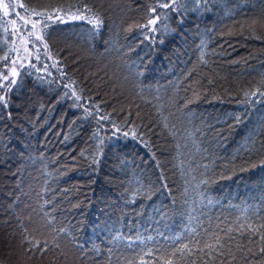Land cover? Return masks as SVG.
I'll list each match as a JSON object with an SVG mask.
<instances>
[{"label": "trees", "instance_id": "1", "mask_svg": "<svg viewBox=\"0 0 264 264\" xmlns=\"http://www.w3.org/2000/svg\"><path fill=\"white\" fill-rule=\"evenodd\" d=\"M17 1L43 39L4 86L0 11V264H264V0Z\"/></svg>", "mask_w": 264, "mask_h": 264}, {"label": "rangeland", "instance_id": "2", "mask_svg": "<svg viewBox=\"0 0 264 264\" xmlns=\"http://www.w3.org/2000/svg\"><path fill=\"white\" fill-rule=\"evenodd\" d=\"M3 4H8L10 6L8 10L9 14L7 16L4 15V11L2 7H0V11L4 15L6 24L14 36L11 59L9 61V64L7 65V67L4 68L3 73H2L3 85L7 86L8 84L12 83V81L15 80L20 69L24 65L28 64L30 60H32V58L35 56L31 43L29 42V39H28L27 29H31V21L38 20V19L33 17L32 15L26 14L23 11H21L19 8L20 4L17 0H0V5H3ZM25 19L29 20V23L27 25H24ZM57 19L58 20H71L73 18L70 16H57ZM13 20L16 21L15 24L12 23ZM250 22L252 23L253 21H250ZM152 26L153 24L149 25L150 28ZM40 30H41V22L37 25V28L34 30L35 35H40ZM35 35L32 37L35 38ZM29 227H32V226H26V229ZM16 238L11 239V241H9L10 243L9 247H11V249L12 248L15 249L16 252H20V253L23 252V249H24V253H26L25 248L22 247L21 245L19 247L18 246L15 247V244L17 242ZM75 252H76L75 257L78 259V261L79 259H81L82 261L83 259L87 258V256L83 255L80 252L79 248H77ZM23 257L25 258H21V259L18 258V260L14 261V263H11L5 260L3 261H5L8 264H29L28 262L34 261L33 259L31 260L30 257L27 258V255L23 254ZM49 257L51 256L49 255ZM75 257H72V255H69L67 258L75 260ZM31 264H36V263H31ZM86 264H90V263L87 261Z\"/></svg>", "mask_w": 264, "mask_h": 264}, {"label": "snow or ice", "instance_id": "3", "mask_svg": "<svg viewBox=\"0 0 264 264\" xmlns=\"http://www.w3.org/2000/svg\"><path fill=\"white\" fill-rule=\"evenodd\" d=\"M173 3H175V0H173ZM162 7H169L170 5L165 2L164 4L161 5ZM0 7L3 8V11H4V15L7 16L9 14V5L8 4H3V5H0ZM20 7H24L23 4L20 5ZM153 12H155V9H152ZM34 16H37V17H44L45 16V13L44 12H37L35 10H33V13H32ZM47 18L51 19L52 17L49 15ZM159 17H154V18H150L149 19V23L150 24H155L156 23V20L158 19ZM13 24L16 23L15 20L12 21ZM29 23V20L25 19L24 20V25H27ZM40 23L39 20H34V21H31V29H27V34L29 36H34L35 35V29L37 28V25ZM154 30V29H153ZM35 39L36 40H42V36L40 35H35ZM44 47L47 48V44L45 43L44 44ZM12 83H15V81H12ZM75 94V93H73ZM247 95V94H246ZM261 95H264V92L261 93ZM77 99H79V97H77ZM104 119H107V117H104ZM229 231H231V229H229ZM262 239H264V237H262ZM35 247H38V245H34ZM262 251H264V249H262Z\"/></svg>", "mask_w": 264, "mask_h": 264}]
</instances>
